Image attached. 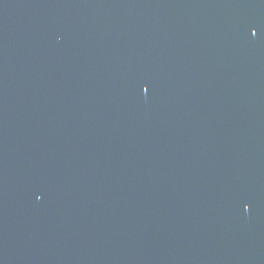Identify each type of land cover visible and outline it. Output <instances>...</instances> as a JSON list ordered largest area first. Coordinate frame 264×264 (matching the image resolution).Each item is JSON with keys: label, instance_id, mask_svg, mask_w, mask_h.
Listing matches in <instances>:
<instances>
[{"label": "water", "instance_id": "1", "mask_svg": "<svg viewBox=\"0 0 264 264\" xmlns=\"http://www.w3.org/2000/svg\"><path fill=\"white\" fill-rule=\"evenodd\" d=\"M0 264H264V0H0Z\"/></svg>", "mask_w": 264, "mask_h": 264}, {"label": "snow or ice", "instance_id": "2", "mask_svg": "<svg viewBox=\"0 0 264 264\" xmlns=\"http://www.w3.org/2000/svg\"><path fill=\"white\" fill-rule=\"evenodd\" d=\"M145 91H147V89H145Z\"/></svg>", "mask_w": 264, "mask_h": 264}]
</instances>
